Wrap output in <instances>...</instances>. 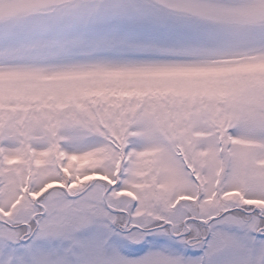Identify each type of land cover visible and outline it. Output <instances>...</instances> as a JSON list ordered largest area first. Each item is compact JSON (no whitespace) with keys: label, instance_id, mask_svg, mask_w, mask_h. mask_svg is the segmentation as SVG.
Segmentation results:
<instances>
[{"label":"snow or ice","instance_id":"snow-or-ice-1","mask_svg":"<svg viewBox=\"0 0 264 264\" xmlns=\"http://www.w3.org/2000/svg\"><path fill=\"white\" fill-rule=\"evenodd\" d=\"M0 264H264V0H0Z\"/></svg>","mask_w":264,"mask_h":264}]
</instances>
